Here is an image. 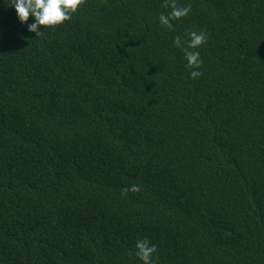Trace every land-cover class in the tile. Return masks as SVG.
I'll list each match as a JSON object with an SVG mask.
<instances>
[{
	"label": "trees",
	"instance_id": "16d2710c",
	"mask_svg": "<svg viewBox=\"0 0 264 264\" xmlns=\"http://www.w3.org/2000/svg\"><path fill=\"white\" fill-rule=\"evenodd\" d=\"M9 2L0 264H142L139 239L152 264H264V0H84L39 36ZM166 3L191 11L165 27Z\"/></svg>",
	"mask_w": 264,
	"mask_h": 264
},
{
	"label": "clouds",
	"instance_id": "9594fccd",
	"mask_svg": "<svg viewBox=\"0 0 264 264\" xmlns=\"http://www.w3.org/2000/svg\"><path fill=\"white\" fill-rule=\"evenodd\" d=\"M84 0H10L9 5L15 9L18 19L21 23L28 25L30 32L36 33L37 36L44 31H40V26L54 27L61 25L66 21L72 19V15L76 13L83 5ZM171 6V12L167 15L160 14L159 22L165 27H171L173 20H179L189 15L191 9L189 7H179L175 3L165 7ZM34 18L32 23H28L29 19ZM190 43L188 45L191 49H197L207 42V34L203 31H192L189 33ZM175 45L181 47V41L176 38ZM187 61V67L193 69L190 75L193 79L199 77L202 73L198 70L202 65L200 53L198 51L184 52ZM136 193L140 191L138 185H131L130 188H125L122 195L126 196L128 192ZM135 255L142 262V264H152L153 256L157 252V247L151 244L146 239H139L135 244Z\"/></svg>",
	"mask_w": 264,
	"mask_h": 264
}]
</instances>
